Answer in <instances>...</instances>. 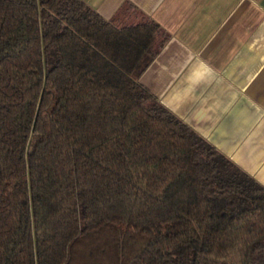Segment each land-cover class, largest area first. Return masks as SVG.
Returning <instances> with one entry per match:
<instances>
[{
    "label": "trees",
    "instance_id": "obj_1",
    "mask_svg": "<svg viewBox=\"0 0 264 264\" xmlns=\"http://www.w3.org/2000/svg\"><path fill=\"white\" fill-rule=\"evenodd\" d=\"M0 0V264H264V186L139 77L130 5Z\"/></svg>",
    "mask_w": 264,
    "mask_h": 264
},
{
    "label": "crops",
    "instance_id": "obj_2",
    "mask_svg": "<svg viewBox=\"0 0 264 264\" xmlns=\"http://www.w3.org/2000/svg\"><path fill=\"white\" fill-rule=\"evenodd\" d=\"M130 5L168 39L139 77L158 100L264 186V0H84Z\"/></svg>",
    "mask_w": 264,
    "mask_h": 264
}]
</instances>
